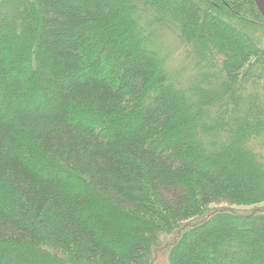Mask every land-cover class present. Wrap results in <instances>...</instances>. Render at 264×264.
I'll use <instances>...</instances> for the list:
<instances>
[{"label":"trees","instance_id":"16d2710c","mask_svg":"<svg viewBox=\"0 0 264 264\" xmlns=\"http://www.w3.org/2000/svg\"><path fill=\"white\" fill-rule=\"evenodd\" d=\"M260 204L253 0H0V264H264Z\"/></svg>","mask_w":264,"mask_h":264},{"label":"rangeland","instance_id":"374dc122","mask_svg":"<svg viewBox=\"0 0 264 264\" xmlns=\"http://www.w3.org/2000/svg\"><path fill=\"white\" fill-rule=\"evenodd\" d=\"M125 23H123L122 26H120L118 33L120 36V33L122 32V37L124 38V36L127 37V32L124 31V25ZM121 29V31H120ZM118 38V35H117ZM120 39V37H119ZM116 40V39H114ZM118 40V39H117ZM165 43V41H163ZM166 43H167V47H168V55L172 54L171 57H169V63L168 66L171 69L174 68L172 70L173 73H178L179 71H183L182 73H184V75L186 76L187 74H189L191 65H190V60H188L186 57H184L182 55V47L180 46V44L178 42L175 41V39L173 37H170L169 39L166 38ZM186 67V68H185ZM173 75V74H172ZM109 79V78H108ZM111 82V81H110ZM31 162V161H30ZM264 204H260V205H256V206H251V207H242V206H223V205H219V206H213L211 207V210L214 209H220V208H229L230 210H233V212H236L238 214L244 215L247 213H250L252 210H256V209H260L263 208ZM25 223L28 224V227L33 231V233L39 238L42 236V233H40L39 231V227H37V223L32 222L31 220L27 219L25 220ZM167 237V238H166ZM164 238L161 239V246L157 247L154 250V255H153V259L151 261V264H169L168 263V248L172 245V243H174V241L176 240V235L175 236H166ZM184 253V248H182L180 250L179 254ZM45 261H49L44 259Z\"/></svg>","mask_w":264,"mask_h":264},{"label":"water","instance_id":"95a60500","mask_svg":"<svg viewBox=\"0 0 264 264\" xmlns=\"http://www.w3.org/2000/svg\"><path fill=\"white\" fill-rule=\"evenodd\" d=\"M256 4L258 11L260 12L261 16L264 18V0H253Z\"/></svg>","mask_w":264,"mask_h":264}]
</instances>
